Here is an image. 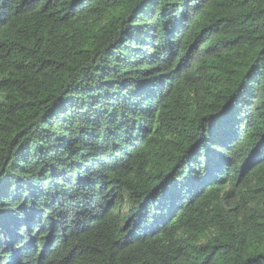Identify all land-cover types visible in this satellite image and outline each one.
Listing matches in <instances>:
<instances>
[{
  "label": "trees",
  "instance_id": "16d2710c",
  "mask_svg": "<svg viewBox=\"0 0 264 264\" xmlns=\"http://www.w3.org/2000/svg\"><path fill=\"white\" fill-rule=\"evenodd\" d=\"M0 264H264V0H0Z\"/></svg>",
  "mask_w": 264,
  "mask_h": 264
}]
</instances>
